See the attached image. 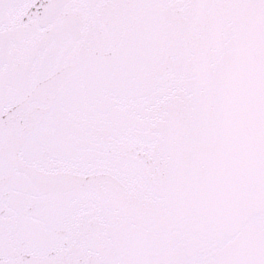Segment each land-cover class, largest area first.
I'll use <instances>...</instances> for the list:
<instances>
[{
  "label": "snow or ice",
  "instance_id": "snow-or-ice-1",
  "mask_svg": "<svg viewBox=\"0 0 264 264\" xmlns=\"http://www.w3.org/2000/svg\"><path fill=\"white\" fill-rule=\"evenodd\" d=\"M0 264H264V0H0Z\"/></svg>",
  "mask_w": 264,
  "mask_h": 264
}]
</instances>
